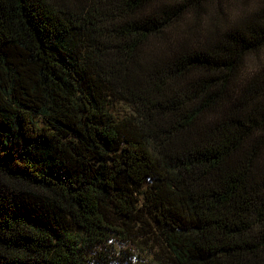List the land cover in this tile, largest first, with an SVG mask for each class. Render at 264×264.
Returning <instances> with one entry per match:
<instances>
[{
    "label": "trees",
    "instance_id": "16d2710c",
    "mask_svg": "<svg viewBox=\"0 0 264 264\" xmlns=\"http://www.w3.org/2000/svg\"><path fill=\"white\" fill-rule=\"evenodd\" d=\"M116 242L264 264V0H0V264Z\"/></svg>",
    "mask_w": 264,
    "mask_h": 264
},
{
    "label": "rangeland",
    "instance_id": "374dc122",
    "mask_svg": "<svg viewBox=\"0 0 264 264\" xmlns=\"http://www.w3.org/2000/svg\"><path fill=\"white\" fill-rule=\"evenodd\" d=\"M113 112H115V115H117L118 117H123L131 113L130 108L125 104L116 105L115 107H113ZM110 247H111L110 250H112V252H114V250L115 252L116 250L118 251L127 250L128 255L132 254L136 256L138 264H155L153 261L147 260L148 256L144 255L143 251H140L138 249L136 250L133 247L124 246V245L122 246L121 244H118L117 242L110 245ZM111 261H112L111 264H122V260L117 257H114V259Z\"/></svg>",
    "mask_w": 264,
    "mask_h": 264
},
{
    "label": "clouds",
    "instance_id": "9594fccd",
    "mask_svg": "<svg viewBox=\"0 0 264 264\" xmlns=\"http://www.w3.org/2000/svg\"><path fill=\"white\" fill-rule=\"evenodd\" d=\"M259 4H257V7L255 8V11H258L259 10ZM247 18V16H245V17H242L241 19L243 20V19H246Z\"/></svg>",
    "mask_w": 264,
    "mask_h": 264
}]
</instances>
